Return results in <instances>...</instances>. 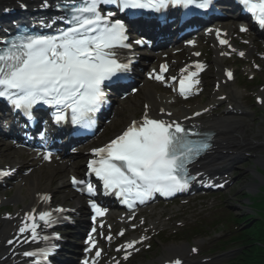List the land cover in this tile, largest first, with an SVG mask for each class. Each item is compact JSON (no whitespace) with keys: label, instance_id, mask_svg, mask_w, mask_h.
Listing matches in <instances>:
<instances>
[{"label":"snow or ice","instance_id":"6c2138e0","mask_svg":"<svg viewBox=\"0 0 264 264\" xmlns=\"http://www.w3.org/2000/svg\"><path fill=\"white\" fill-rule=\"evenodd\" d=\"M212 3L213 0H71L70 3L58 4L56 7L66 12L60 19L69 27L58 30L55 35L21 34L4 42L5 46L0 49V98L8 101L29 120L33 119V108L44 104L56 109L57 124L70 121L73 125L91 129L95 123L94 114L107 103L104 91L106 82H113L114 78L119 79L121 74L129 72L132 63L131 60L122 62L117 51L131 48V44L126 43L125 23L120 19L113 20L114 12L103 14L100 6L115 5L119 11L148 9L159 13L170 5L208 9ZM239 3L264 28V0H239ZM41 6L49 7L47 0ZM241 31L248 29L242 26ZM135 43L142 44L143 41L137 40ZM220 43L226 45L228 41L222 39ZM240 55L244 53L240 52ZM196 67L202 70L204 65L197 64ZM166 69L167 65H164L162 70ZM197 75V72H191L179 81L182 96L187 97L193 86L199 84L198 79H193ZM227 75L229 79L232 78L230 71ZM152 78L163 79L160 75ZM199 135L178 122L150 118L146 106L141 121L134 120L121 135L104 147L93 150L97 159L90 161L88 168L103 181L106 192L121 197L129 208L136 201L144 203L151 199L155 193L173 196L186 191L190 182L196 179L189 174L188 165L211 147L208 142L210 136L197 140L190 138ZM51 155L50 152L45 154L44 159H50ZM10 174L9 171H0V177ZM72 183L84 184L85 181L73 177ZM86 190L90 195L95 194L90 183ZM42 199L47 202L50 196L44 195ZM90 204L97 216L107 211L95 201H90ZM38 218L45 227L52 226L56 220L51 211L39 212ZM36 219L35 210L29 212L19 229L22 234L30 232L33 241L37 239V228L40 226ZM95 219L96 216H93ZM123 234L122 231L120 235ZM41 238L49 239L47 236ZM89 242L95 246L91 236ZM139 242L130 241L126 247L133 248ZM51 251H25L23 255H40L47 259ZM96 255L99 256L100 252L97 251ZM124 258L127 259L128 255ZM83 264H88V261L85 260ZM174 264H181V261L176 260Z\"/></svg>","mask_w":264,"mask_h":264},{"label":"rangeland","instance_id":"374dc122","mask_svg":"<svg viewBox=\"0 0 264 264\" xmlns=\"http://www.w3.org/2000/svg\"><path fill=\"white\" fill-rule=\"evenodd\" d=\"M260 78L261 84L264 85V74L260 76ZM247 87L250 90V93H243V102L246 108L249 110L252 109L254 112L245 113L241 116H236V118L239 119V121L243 124L242 129L244 130V137L253 143L244 149L245 151L242 154V157L237 160L235 168L231 172L233 178L237 179L231 185V187L223 193L221 197V205L224 207L202 215V217L199 219V222L205 221V219L214 216L215 217L212 218L211 222L222 219L224 220L225 218L230 217L228 215H231V213L241 216L250 213L254 216H257L255 211L248 209L250 198L247 197V194L255 195L264 186V108H259L255 103L253 104L252 102L253 93H258L262 85L251 84ZM211 89L212 85L205 93L206 100H208L211 95ZM221 107L222 111L226 109L225 104ZM235 135H237V133ZM65 188L66 187H64V189ZM59 193L60 194L58 195V198H63L62 191ZM206 203L208 207L211 206L209 199L206 201ZM200 209L201 207L198 206L195 211H199ZM192 212V210H189L186 215L179 218V221L186 220L188 223H190L194 218ZM178 222L177 220L172 221L171 226L178 227ZM220 229V227H217V231L215 229H209V236L207 238H201V236L193 237L190 234L192 230H186L184 232L185 234H182L181 236L178 235L174 240L169 242L162 244L157 240L155 250L149 253H143L139 258V262H141L140 264H153V262L161 260L160 258L163 256L165 248L172 243H188L190 245L198 246L204 242L201 246L199 255H196L195 259L211 257V260L213 261L210 264H230L229 258L231 253L220 254L219 248L221 247L223 241L230 237L231 230L230 228H227L225 232L216 234L215 232H218ZM180 231L182 232V229ZM220 236H222V238H217ZM72 239L73 241H77L76 236ZM233 246L234 248L237 247L236 245ZM67 247L71 249L69 246ZM68 255L71 256V254ZM71 257L76 258L75 256Z\"/></svg>","mask_w":264,"mask_h":264},{"label":"bare ground","instance_id":"6f19581e","mask_svg":"<svg viewBox=\"0 0 264 264\" xmlns=\"http://www.w3.org/2000/svg\"><path fill=\"white\" fill-rule=\"evenodd\" d=\"M1 1V0H0ZM17 0H10L12 3H16ZM20 1H33L35 3L36 0H20ZM252 51V50H251ZM215 64L222 69L225 66V60L224 58L219 57L218 55L214 59ZM220 84H219V93L214 94L212 98V102H215L217 97L221 95H226L227 99L232 103L229 106H232V110L228 111V115L232 113L234 109L236 110H243V107L240 103V92L233 86H227L226 83L224 84L222 79L219 78ZM264 92V91H263ZM143 99L144 102H146L149 106L150 109L153 111H159L162 110L163 108H168L173 109V104H170L169 99L170 97L167 96L164 93H161L155 84H152L150 82H145L144 85L142 86V92L140 98L135 96L125 102H122L116 106V115L115 119L120 120L123 114H127L131 110H137L138 109V104L140 103V99ZM211 102V103H212ZM175 109V107H174ZM182 109V116H186V114L191 113L190 110H188L186 107H181ZM202 124L206 128H213L218 132V137L219 141L216 143L217 149H224L228 148L231 149L232 147L229 146H234L236 144H240L242 146H246V141L243 139L242 133L240 132V135L237 137H233L229 139L227 136L229 135L228 128L234 129L237 128V124L235 121L228 122L227 120L223 118H212V117H207L205 120L202 121ZM222 136V137H221ZM237 141H239L237 143ZM227 142V143H226ZM224 144H228V146H224ZM0 145H3L7 149H9L6 145L5 142L0 141ZM224 146V147H223ZM10 151V152H9ZM7 159L13 160L15 156L12 155H18V153L15 150H9ZM219 154L217 156L210 155L207 159L206 162H204L199 169L200 170H206V173H209L210 170H216L217 172L218 169L220 171L224 170V168L229 167L230 165L224 166V168L220 167L222 163H220L219 160ZM219 160V161H218ZM38 160L31 159L30 164L35 167L34 171L30 176L27 177H22L21 181L18 182L17 186L21 190L26 188V194L24 195L21 190H20V195L17 197H14V201L16 203L24 201L26 198H30L32 200V205H35L37 199L36 196L38 194H42L45 192H51V189L53 187L52 182H54V178L57 175V172L61 171L59 168L60 166H49L44 170L43 167L37 165ZM14 165L18 164L17 158L13 160ZM71 167L68 166H63L64 172L67 173ZM76 169V168H75ZM47 173H50L48 175ZM218 174V173H216ZM44 178H46L44 180ZM63 184V181H62ZM13 229L12 222L6 221L4 226L0 229V264H15L13 263L14 259H17L18 257L11 258L8 256L6 259L4 258V255L6 254L7 247L2 243V240L10 234V231ZM166 251L168 255L165 256V260L170 261L172 258L176 255H181L185 259V264H196L197 262L192 260V255L189 254V246L187 244H180L176 245L173 244L169 247L166 248ZM170 254V255H169Z\"/></svg>","mask_w":264,"mask_h":264},{"label":"trees","instance_id":"16d2710c","mask_svg":"<svg viewBox=\"0 0 264 264\" xmlns=\"http://www.w3.org/2000/svg\"><path fill=\"white\" fill-rule=\"evenodd\" d=\"M243 240L247 247L236 264H264V220L249 230Z\"/></svg>","mask_w":264,"mask_h":264}]
</instances>
